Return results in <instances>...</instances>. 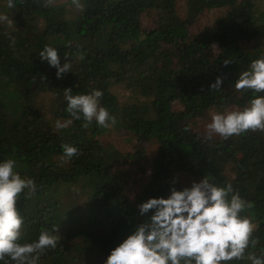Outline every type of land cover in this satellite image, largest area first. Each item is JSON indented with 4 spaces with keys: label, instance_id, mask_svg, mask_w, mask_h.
Wrapping results in <instances>:
<instances>
[{
    "label": "trees",
    "instance_id": "obj_1",
    "mask_svg": "<svg viewBox=\"0 0 264 264\" xmlns=\"http://www.w3.org/2000/svg\"><path fill=\"white\" fill-rule=\"evenodd\" d=\"M263 2L80 0L78 9L71 0H15L9 9L0 0L14 14L11 26L0 23V159H15L16 171L37 186L15 204L25 219L20 242L54 227L60 237L39 264H103L144 219L139 203L204 176L220 186L231 183L250 204L243 214L260 243L249 251L259 254L264 132L209 138L194 125L215 112L242 109L254 95L235 90L233 82L264 55ZM212 10L222 11L212 24L191 29ZM45 45L58 50L61 63L68 60L70 72L57 78L55 68L40 60ZM217 77L220 88H210ZM66 88L73 95L100 89V104L116 123L104 128L93 120L85 126L81 117L57 129V121L72 119L65 110ZM108 132L145 148L122 151L105 141ZM64 144L78 148V155L65 160Z\"/></svg>",
    "mask_w": 264,
    "mask_h": 264
},
{
    "label": "clouds",
    "instance_id": "obj_2",
    "mask_svg": "<svg viewBox=\"0 0 264 264\" xmlns=\"http://www.w3.org/2000/svg\"><path fill=\"white\" fill-rule=\"evenodd\" d=\"M71 3L78 9L83 7L80 0ZM14 7L15 0H7V8ZM0 22L11 24L12 20L0 12ZM9 39L14 43V37ZM39 58L55 68L57 78L70 72L71 64L68 60L61 63L53 46L45 45ZM221 83L217 77L210 88L219 89ZM233 86L237 91L251 90L254 95L242 109L213 113L205 125L209 138L213 133L227 139L247 131L264 132V55L251 60ZM102 96L100 89L73 95L66 88L65 110L72 119L57 121L56 128H66L81 117L85 126L93 120L104 128L114 125L115 116L100 104ZM62 149L65 160L79 153L69 144L62 145ZM16 168L15 159H0V264H39L41 255L55 249L60 237L54 227L51 232L41 231L30 242H20L25 219L15 204L21 194H34L37 186ZM137 207L144 219L109 251L103 264H229L233 260L264 264V245L258 249L259 254L249 251L260 243L252 235L251 220L243 214L250 204L234 191L231 183L220 186L204 176L180 189L170 186L166 196L149 197Z\"/></svg>",
    "mask_w": 264,
    "mask_h": 264
},
{
    "label": "rangeland",
    "instance_id": "obj_3",
    "mask_svg": "<svg viewBox=\"0 0 264 264\" xmlns=\"http://www.w3.org/2000/svg\"><path fill=\"white\" fill-rule=\"evenodd\" d=\"M69 0H57V2L59 3H62V4H65L67 3ZM260 11L263 10L264 8V2L263 4L261 5L260 7ZM72 10V8H71ZM264 11V10H263ZM0 12L2 13H7L8 16H9V19L12 20L13 22V19H12V16L14 15L13 13H9L8 10L6 9V5L1 3L0 4ZM222 11L220 10H212V11H209V12H206L204 13L202 16L198 17L195 19V22H193L192 24V27L191 29L192 30H199L201 29L203 26L205 25H210L213 23V21L218 18L220 16ZM177 13L179 16H185V11H184V8L182 7H178V10H177ZM74 16V14H72L71 12L68 14V17L69 18H72ZM1 24H6L7 26H11V24H7V23H4V22H0ZM150 27V22L149 21H144V24H143V28H146V29H149ZM50 97L51 95H49L48 97V102L47 103H50ZM174 109H179L178 106H174L173 107ZM211 118H208L204 123H198L196 122L195 125H194V128L197 129L198 132L202 133L203 135L205 136H208L207 135V129L205 127V125L210 122ZM60 123H63V122H60ZM213 136H218V134L216 133H213L212 134ZM103 138V136H101ZM106 142L107 141H112L113 143H115L114 145H116L120 150L122 151H125V152H136V151H139V150H144L145 148V145L141 146L140 144H137L135 141L131 144V145H128L124 139L126 138L125 135L123 134H118V133H114V132H108L106 133ZM113 139V140H110ZM153 152V151H152Z\"/></svg>",
    "mask_w": 264,
    "mask_h": 264
}]
</instances>
